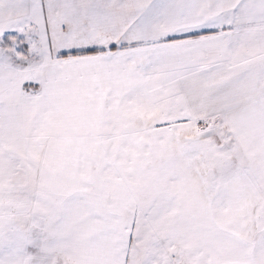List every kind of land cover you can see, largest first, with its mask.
Here are the masks:
<instances>
[{
  "label": "snow or ice",
  "instance_id": "6c2138e0",
  "mask_svg": "<svg viewBox=\"0 0 264 264\" xmlns=\"http://www.w3.org/2000/svg\"><path fill=\"white\" fill-rule=\"evenodd\" d=\"M0 264H264V0H0Z\"/></svg>",
  "mask_w": 264,
  "mask_h": 264
}]
</instances>
